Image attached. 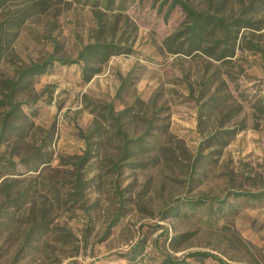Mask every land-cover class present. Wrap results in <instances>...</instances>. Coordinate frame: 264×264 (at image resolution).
Segmentation results:
<instances>
[{
    "label": "rangeland",
    "instance_id": "374dc122",
    "mask_svg": "<svg viewBox=\"0 0 264 264\" xmlns=\"http://www.w3.org/2000/svg\"><path fill=\"white\" fill-rule=\"evenodd\" d=\"M33 1H0V81L52 53L75 57L96 38L95 7L105 11L99 36L132 51L88 81L80 65L55 62L18 96L24 132L0 139L3 162L13 161L1 167L0 264H160L192 251L264 264V1L189 0L255 24L239 28L221 59L167 49L185 17L171 0H114L107 11L105 0L45 10ZM107 103L125 111L117 122L99 114ZM118 129L130 138L148 130L154 148L123 160ZM243 191L261 197L233 194ZM200 197L226 202L184 203Z\"/></svg>",
    "mask_w": 264,
    "mask_h": 264
},
{
    "label": "trees",
    "instance_id": "16d2710c",
    "mask_svg": "<svg viewBox=\"0 0 264 264\" xmlns=\"http://www.w3.org/2000/svg\"><path fill=\"white\" fill-rule=\"evenodd\" d=\"M53 1L54 0H35L31 2V5L38 9L41 8V10H45L50 7V3ZM113 4L114 0H105L104 10H113ZM177 4L182 8L185 14L184 20L171 36L163 39L164 45L172 53L181 52L184 54H191L194 51H200L216 59H221L233 54V46L235 45L240 27H255V24L243 17H231L228 19L225 16L210 13L207 10H199L195 8L193 3L189 0H171L168 9L170 10ZM93 5L94 7L98 6V1L95 0ZM104 15L105 11L98 7L94 8V16L98 26L96 38L83 44L77 51L75 57H58L52 53L47 58L32 62L25 67L17 69L13 76L6 77L0 81V107L3 108L0 122V139L6 138L12 134L16 136L23 134V124L20 120L26 116V113L22 107L24 101L19 100L18 96L31 86L35 76L46 73L55 62L65 65H80L82 79L88 81L95 73L100 71L101 66L105 64L111 56L121 53H131V47L121 43V41H115L113 39L105 40L99 36L104 26H106ZM116 19L117 18H115V20ZM115 25L116 23L113 24L112 28H115ZM125 82L126 78H123L117 92L123 88ZM98 107L97 110L104 119H111L115 122H117L120 116L125 112L122 110L118 114H115V110L111 103L103 104ZM117 131L121 134L123 149L121 158L123 160L131 157L135 152L149 151L154 148L148 130H145L142 134L134 138L128 137L126 131L121 129ZM223 134H226V132L223 131ZM210 137L211 139L220 138V132H215ZM2 159L4 158L0 156V175L2 172V164L6 165L7 163H13L10 159H5L4 162ZM87 160L88 158L86 157L82 158V161ZM233 194L255 198L261 197V192L243 191L234 192ZM207 202H209V206L216 203L218 209L221 210L226 201L223 198H210L208 201V199L203 197L184 199V203L188 204L191 208H196ZM3 209L2 205H0V219L7 218L8 216V213L4 212ZM178 211V205H171L167 209V212L178 213ZM1 224L2 221L0 220V226ZM138 245L139 243L131 248L130 254H132V256L136 253ZM208 256L217 259L221 264H226L217 255L206 251H192L182 258H175L168 254H164L160 264H192L186 259L187 257L201 260Z\"/></svg>",
    "mask_w": 264,
    "mask_h": 264
}]
</instances>
